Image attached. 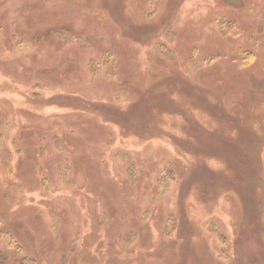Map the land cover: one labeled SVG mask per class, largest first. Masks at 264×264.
<instances>
[{
	"label": "rangeland",
	"instance_id": "374dc122",
	"mask_svg": "<svg viewBox=\"0 0 264 264\" xmlns=\"http://www.w3.org/2000/svg\"><path fill=\"white\" fill-rule=\"evenodd\" d=\"M0 264H264V0H0Z\"/></svg>",
	"mask_w": 264,
	"mask_h": 264
},
{
	"label": "bare ground",
	"instance_id": "6f19581e",
	"mask_svg": "<svg viewBox=\"0 0 264 264\" xmlns=\"http://www.w3.org/2000/svg\"><path fill=\"white\" fill-rule=\"evenodd\" d=\"M156 98V97H155ZM162 101V100H161ZM182 109V108H181ZM183 111H184V109H182ZM247 111V110H246ZM185 112H186V110H185ZM186 114H187V112H186ZM249 113L247 112L245 115L247 116ZM189 117H190V115H189ZM191 125H192V127H191ZM187 127H188V129H186L187 130V132H188V134L189 135H191L190 137H191V140H193L195 143H197L198 144V148H199V150H198V152H200V151H202V149H203V145L200 143L201 141H203L204 140V143L207 141V142H215V141H218V139H220V138H218V137H212V135L211 136H208L207 134V132H206V130L205 129H203V127L201 128L198 124H196V123H194V121L193 120H191V123H189V124H187ZM224 136V135H223ZM225 137H227L226 135H225ZM221 139H223L222 137H221ZM225 143H223L222 144V146L224 145ZM240 146L238 147L239 148V150L241 151V154H243V155H247V154H249V157H252L253 156V152L249 149V147L247 146V144L245 143V142H242V143H240L239 144ZM207 146H209V145H207ZM218 145H215L214 146V150L216 149V150H220V148L219 147H217ZM205 148V147H204ZM229 146H228V144L227 145H225V149H224V152L225 153H227V154H229ZM206 149V148H205ZM205 151V150H204ZM236 164H238L239 165V167H240V170H241V172H242V177L243 178H245L244 180H243V186H244V188H248L249 187V181H250V177H251V173L252 172H254V164L252 165V164H247V162H245L244 161V163L242 162V160H239V161H237V163ZM202 191H203V189H202Z\"/></svg>",
	"mask_w": 264,
	"mask_h": 264
}]
</instances>
